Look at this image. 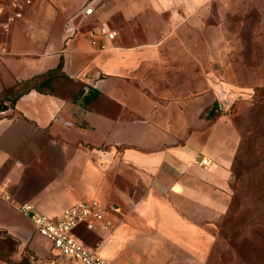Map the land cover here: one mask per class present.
<instances>
[{
  "label": "crops",
  "instance_id": "1",
  "mask_svg": "<svg viewBox=\"0 0 264 264\" xmlns=\"http://www.w3.org/2000/svg\"><path fill=\"white\" fill-rule=\"evenodd\" d=\"M187 1L199 10L201 0ZM14 2L20 17L6 33L0 89L39 86L0 106V237L16 245L14 257L81 264L53 250L19 208L56 220L96 199L117 209L107 215L112 227L80 224L70 235L106 264H205L240 135L219 85L170 91L185 83L182 47L128 30L177 0H0V14ZM84 3L93 10L86 19ZM102 23L116 37L98 51L87 32ZM58 66L63 77L44 82Z\"/></svg>",
  "mask_w": 264,
  "mask_h": 264
},
{
  "label": "rangeland",
  "instance_id": "2",
  "mask_svg": "<svg viewBox=\"0 0 264 264\" xmlns=\"http://www.w3.org/2000/svg\"><path fill=\"white\" fill-rule=\"evenodd\" d=\"M177 2L164 7L161 16L147 11L127 29L137 36L146 29L159 43L182 47L185 83L168 85L170 91L184 87L188 96L215 83L223 89L217 97L220 106H231L226 113L241 140L228 207L215 223L205 264H264V0H201L199 10L187 0ZM19 10L6 6L2 19ZM0 39L7 46L6 35ZM28 81L0 89V106L33 86ZM13 250L0 237V264L28 263L17 260Z\"/></svg>",
  "mask_w": 264,
  "mask_h": 264
},
{
  "label": "built area",
  "instance_id": "3",
  "mask_svg": "<svg viewBox=\"0 0 264 264\" xmlns=\"http://www.w3.org/2000/svg\"><path fill=\"white\" fill-rule=\"evenodd\" d=\"M11 5L19 9L21 7V4L17 2ZM92 12L91 5L85 6L83 9L84 19L91 16ZM18 17H20V11L11 12L4 19H2L0 14V36L6 35L10 24ZM71 32H75V29L71 30ZM87 37L92 47L98 51H104L107 48V42L115 39L116 32L107 24L102 23L97 27H91L87 32ZM5 52V43L0 39V56ZM199 164L205 167L210 162L207 158L202 157L199 160ZM19 210L24 214L30 215L35 231L50 242L53 250L81 264H106L103 258L80 246L71 237L70 232L80 224H84L87 229H92L94 224H98L101 230L108 231L112 227V221L107 215L109 211L117 212V209L107 208L96 199L80 200L65 209L56 220L33 212L28 205L20 206Z\"/></svg>",
  "mask_w": 264,
  "mask_h": 264
},
{
  "label": "trees",
  "instance_id": "4",
  "mask_svg": "<svg viewBox=\"0 0 264 264\" xmlns=\"http://www.w3.org/2000/svg\"><path fill=\"white\" fill-rule=\"evenodd\" d=\"M63 77V74L60 72V67L58 66V67H56L54 70H52V71H49V72H47L44 76H42V78L43 77H45V81L44 82H48L49 81V79L50 78H58V77ZM29 82V81H28ZM31 82H34L33 83V86H30V87H28L24 92H22V93H25V92H27V91H29V90H31V89H39V86L37 85V81L35 80V79H31ZM26 83H27V81H26ZM22 93H20V94H22ZM19 94V95H20ZM19 95H17V96H19ZM16 96V97H17ZM15 97V98H16ZM14 98V99H15ZM14 101V100H13ZM12 102V101H11ZM231 106H229L228 108H230ZM229 109H227L226 111H228ZM240 135V134H239ZM241 140V139H240ZM239 144H240V141H239ZM235 161H236V153H235V155H234V157H233V160H232V164H231V167H230V175L232 176V174H234L235 173V169H234V167H235ZM243 167H244V170L245 171H248V165H243ZM249 169H250V166H249ZM231 176H230V188H231V183H232V178H231ZM5 240H7V241H9V242H11L12 243V241L9 239V238H7V237H5L4 238ZM13 245H14V250L13 251H15V247H16V245L14 244V243H12ZM12 251V252H13Z\"/></svg>",
  "mask_w": 264,
  "mask_h": 264
}]
</instances>
